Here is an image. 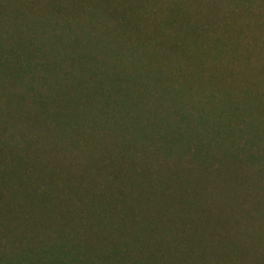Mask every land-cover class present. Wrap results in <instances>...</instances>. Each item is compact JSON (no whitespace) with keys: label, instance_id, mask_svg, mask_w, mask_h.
<instances>
[{"label":"rangeland","instance_id":"rangeland-1","mask_svg":"<svg viewBox=\"0 0 264 264\" xmlns=\"http://www.w3.org/2000/svg\"><path fill=\"white\" fill-rule=\"evenodd\" d=\"M20 9L25 17L34 11L46 13L56 24L45 25V17L32 24ZM13 33L36 41L14 43ZM50 33L48 42L41 40ZM73 41L77 52L87 55L82 63L107 66L109 73L100 74L105 78L101 89L118 97L117 88L110 86L116 74L149 88L125 95L121 117L98 124L93 116L103 105L96 85L89 98L77 88L70 94L72 106L62 103L56 108L66 111L64 118L55 117V104L37 103L39 87L22 78V71L0 68V264H14V252L29 245L49 248L56 227L63 228L68 239L85 229L96 234L101 229L91 227L97 219H81L79 213L92 209L96 214L99 191L114 199L118 187L128 194L125 201L115 200L121 213L112 214L117 220L105 231L113 230L115 239L138 241L132 249L143 260L156 256L152 246L165 245V251L157 252L158 264H264V173L257 163L241 168L222 149L212 148L211 163L202 166L200 160L180 156L177 144L172 155L167 154L163 139H153L156 124L146 137H140L138 129L134 135L126 131L133 113L150 124L153 111L170 105L173 114L179 110L177 100L191 113L197 112L195 104L201 106L207 116L221 106L230 112L234 103L236 112L264 127V0H0V48L13 45L24 51L40 44L50 52L53 45ZM20 58L16 67L26 68L31 77L33 69ZM152 67L161 70L160 81L150 74ZM135 100L145 103L139 111ZM73 113L83 128L64 125ZM238 120L224 123L227 144L252 134L246 122ZM171 142L176 143L174 137ZM182 163L191 172L187 186L178 184ZM124 170L127 180L121 177ZM29 175L23 189L34 196L22 191L20 180ZM121 224H126L125 231Z\"/></svg>","mask_w":264,"mask_h":264},{"label":"trees","instance_id":"trees-1","mask_svg":"<svg viewBox=\"0 0 264 264\" xmlns=\"http://www.w3.org/2000/svg\"><path fill=\"white\" fill-rule=\"evenodd\" d=\"M19 12L20 15L24 16L25 11H21L20 9ZM34 12L35 13L30 16L29 14L26 17L24 16L26 19L31 20L30 23L34 24L36 19L41 20L42 17H45V20H47L43 21L45 25L47 24L46 22L53 25L56 24L54 21L51 22L50 15H44L46 13H39L38 11ZM68 24L63 25V28H68ZM53 25H49V27L54 28ZM32 31L37 32V30ZM51 35L52 33L47 34L41 38V40L48 42L51 38ZM11 39L14 43L21 44H23L25 40L36 41V39H33L32 37L28 38L26 37V34L20 33H13V35H11ZM25 48L26 49L24 51L21 50L22 48L13 47V45L8 46L7 48H0V68L2 67V69L6 72L11 71L12 73L17 72V70H19V72L22 71V78H28V81L32 82L30 83L32 87H39V91H35V95H37V97L34 98L35 101L40 105H45V107L50 103L55 104V108L52 112L53 116L55 117L64 118L63 114L66 111L56 108L61 106L62 103H67L72 106V104H70V102H72V97L70 94L78 92L76 91L77 88H79L80 91L84 93V98H89L94 92L97 91V89L99 91L101 90L102 94L98 103L103 105L101 110V112H103L98 113L97 116H93L95 117L93 119L94 122L98 124H103L107 118L109 120L110 116L114 119L121 117V114L118 112H120L121 104H123L122 100L125 95L129 98L131 95H133L132 91L138 89L141 91L143 89L149 88L145 87L144 83L138 84V81L128 82L121 80L120 75L116 74L113 76L114 81H112L110 86L111 89L117 88L116 90L119 92V96H115L116 92L112 93L108 88L101 89L99 86H102V80L105 78H102L100 74L103 72H107V74L109 73L107 66L104 63L98 61H95L93 64L82 63L83 58L86 57L87 59V55L83 57L81 53L77 52L74 41L68 44L58 43L57 45H53L50 52L47 51V47L45 45L40 44H37L36 46L33 45L32 47L29 45ZM17 57H21L20 61L27 62V65L33 69L31 77L27 76L28 71L26 68L16 67L15 61ZM41 68L44 71L43 74L38 72V70ZM151 69L150 74L154 76L155 81H160V78H162L161 70H158L156 67H152ZM95 71L96 73H94ZM111 73L112 72H110V74ZM60 79H64V83L65 80L69 82L65 84L63 82L61 83V85L66 87L60 85L58 86V81ZM75 83H77V86ZM72 90H74V92H72ZM19 96H23V94H20ZM89 101L91 102L92 100ZM134 103L135 107L139 106L138 111L145 106V103H137L136 100ZM176 103L183 107L187 106L186 103L180 102L178 100ZM181 106H176L179 107V110L175 111L174 114L171 110V105L168 106L166 110L153 111L151 113L153 120L150 124L141 120L142 118L138 116V113H136V115L133 113L129 118V124L126 125V131L131 132L134 135L133 131L138 129L140 131L139 136L146 137L149 136V128L151 124H156L158 126V129L156 130L158 134L156 137H153V139H163L161 146L169 155H172L170 152H174L175 146L177 144L176 147H179V151L181 150L180 156L189 158L191 160H200V164H202V166L208 167L211 163V160L208 158L210 156V150L212 148H220L222 149L223 153L226 152V155L231 156L232 159L239 163L241 168L247 166L249 163H257L260 167V171L264 173V127H261V124L258 123L254 117L245 116L240 112H236V110H238V105L236 106L234 103L231 104L233 108L230 112L224 109L225 106H221L222 109L220 108L218 112L217 109V113L214 112L212 114V116H217L214 120H211L212 116H207L204 108L199 105L195 104L194 110L197 112L193 113L190 112L192 109H190V111H185V108H181ZM68 117L70 118L69 123H66L65 120H62L65 122L64 125L66 127H71V129L83 128L81 122L82 119L80 118L78 120L76 113H73V115H69ZM236 118L239 119L238 122H240V120L245 121V124L251 130L252 134L245 140H242L244 139L242 138V142L230 145L226 143L228 131H225V122L234 120ZM190 124H192V126ZM86 126L91 127L92 125L89 124ZM173 137L176 141L175 144L171 142ZM0 142L3 146L4 142L1 140ZM252 143H261V146L254 145L253 147ZM20 159L27 160L25 156H21ZM2 161L4 162V160ZM110 162L112 166H117L113 165L116 162ZM182 168L183 171L179 172L180 176L178 177V184L179 186H184L183 184L187 186L190 184L188 177L191 175V172L184 163H182ZM125 172V170L123 173L121 171V177L124 180H127L128 175H126ZM33 176L35 177V175H32V177ZM53 176L60 177L59 175L55 174ZM30 179L31 175L22 177L20 180L23 185L22 191L23 194L28 196H31L32 194L34 196L35 193H31L30 190L23 189ZM168 181L169 178L167 175H165L162 178V183L166 185ZM55 184L56 186L59 184L58 178L56 179ZM61 186L64 187V185ZM125 193L128 194L126 189L124 190V188L118 187L117 195L114 199H111L107 193H102L103 195H101L99 191L101 199L99 202H96L98 205V210H95L96 214L90 213L92 209H90L88 212L85 211V213H79L81 219L86 217L90 220L95 218L97 219V222H95L91 227L92 231H95V228L101 229L100 231L98 229L96 234H90L89 231L85 229L83 232L80 231L76 233L74 235L75 238L68 239L67 237L69 235L66 234L64 229L56 227V239L54 242L50 243L49 248H45L43 246L35 248L32 245H29V247L25 248L24 251H19L18 253L14 252V264H158L161 260L160 256L157 254L162 250H166L165 245H162V247L159 245L158 248L156 246H152L150 248L151 254L156 256L152 257L149 262L147 259L143 260L142 256L139 257L138 255H134L135 252L132 248L138 244V241L136 242L129 239H115L116 233L113 230L109 232L105 231L109 227L111 221L117 220V218L114 219L113 216L121 213L118 208L114 207L115 200L125 201ZM214 196L215 195H211V197ZM31 198L32 197H30L29 200ZM182 199L183 198L178 197V200L182 201ZM49 200H51V197ZM194 211L195 210H193V212ZM76 215L78 216L77 213ZM81 221L82 220H80V223ZM119 228L121 230L124 229L125 231L126 224L119 225ZM185 230L187 233L188 229ZM191 232L197 231L194 228H191ZM17 248L20 247L17 246ZM136 256H138V258ZM1 261H3V258H0V262Z\"/></svg>","mask_w":264,"mask_h":264}]
</instances>
